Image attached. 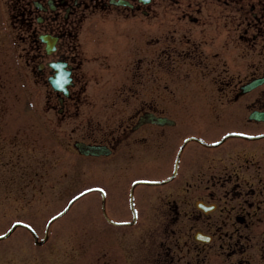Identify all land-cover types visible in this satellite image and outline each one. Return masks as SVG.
Returning a JSON list of instances; mask_svg holds the SVG:
<instances>
[{
    "label": "flooded vegetation",
    "instance_id": "1",
    "mask_svg": "<svg viewBox=\"0 0 264 264\" xmlns=\"http://www.w3.org/2000/svg\"><path fill=\"white\" fill-rule=\"evenodd\" d=\"M5 6L16 57H24L34 86H44L46 101L52 98L47 109L61 106L63 122L70 106L84 103L85 77L94 73L87 64L114 67L111 99L98 104L94 118H82L76 138L98 152L83 157L98 163L97 199L99 187H112L119 219L131 220L108 236L120 259L102 251L98 264H136L134 234L128 236L148 219L158 227L136 235L140 264H150L152 239L156 264H264V82H256L264 73V0ZM91 35H102L99 44L112 58L94 43L86 50ZM52 62L69 78L62 100L48 83ZM64 139V152H76L68 129Z\"/></svg>",
    "mask_w": 264,
    "mask_h": 264
},
{
    "label": "rangeland",
    "instance_id": "2",
    "mask_svg": "<svg viewBox=\"0 0 264 264\" xmlns=\"http://www.w3.org/2000/svg\"><path fill=\"white\" fill-rule=\"evenodd\" d=\"M1 4L3 0H0V7L8 24L6 7ZM2 13L0 11V86L3 89L0 93V155L3 153L4 161L0 159V233H3L0 235V264H66L69 260L76 264H98L97 255L112 250L118 259L121 252L113 241L115 237L111 235L113 239L108 238L112 231L121 227L117 224L119 203L110 199L114 189L99 187L103 193L100 200L97 199L99 192L85 191L95 188L100 182L95 174L98 163L95 159H86L82 164L72 157V152L69 155L64 152L65 130H69L70 141L79 138L82 118H94L98 104L111 99L109 88L116 78L114 67L111 65L106 69L105 61L87 64L94 73L85 77L88 80L87 91L81 95L85 96L84 103L77 109L69 107L68 123H65L55 110L47 109L52 98L46 101L44 86H34L31 82L22 55L20 60L15 58L16 67H13V57H10L7 40L4 39L6 28ZM153 31L158 32L159 29L154 28ZM101 36L85 37L88 42L85 48L89 50V43H94L98 52L111 57L113 54L99 44ZM111 43L116 44L115 37ZM14 52L17 56L18 51L15 49ZM149 68L152 70V65ZM19 95L22 98L17 101ZM16 122L14 132L16 126L13 130L8 126ZM31 125L36 127L35 137L27 135ZM84 166L87 167L85 170H90V175L79 174L76 178L73 170ZM66 170L68 173L61 177ZM52 184L53 189L49 187ZM68 187L69 195L82 192V196L70 202L73 199L65 196L64 192ZM153 220H144L145 225L140 221L128 236L130 239L134 234L132 249L138 251L134 259L136 264L142 261L141 244L136 235L146 227L152 230V235L155 234L158 225ZM155 240L150 242V264H156ZM68 247L70 257L66 259L65 248Z\"/></svg>",
    "mask_w": 264,
    "mask_h": 264
},
{
    "label": "snow or ice",
    "instance_id": "3",
    "mask_svg": "<svg viewBox=\"0 0 264 264\" xmlns=\"http://www.w3.org/2000/svg\"><path fill=\"white\" fill-rule=\"evenodd\" d=\"M133 183H135V181H133ZM85 191H90V189H85ZM102 191V189H101ZM76 197H73V199H75ZM57 215H59V213H57ZM124 222V221H121ZM17 223H22V221H17ZM29 227H31V225H29ZM0 235H3V233H0Z\"/></svg>",
    "mask_w": 264,
    "mask_h": 264
}]
</instances>
